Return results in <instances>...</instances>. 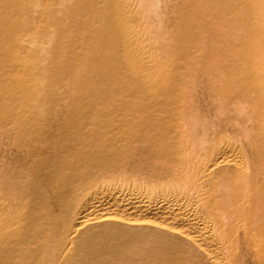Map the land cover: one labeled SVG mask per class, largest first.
<instances>
[{"label": "bare ground", "instance_id": "6f19581e", "mask_svg": "<svg viewBox=\"0 0 264 264\" xmlns=\"http://www.w3.org/2000/svg\"><path fill=\"white\" fill-rule=\"evenodd\" d=\"M0 264H264V0H0Z\"/></svg>", "mask_w": 264, "mask_h": 264}]
</instances>
